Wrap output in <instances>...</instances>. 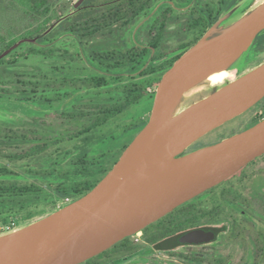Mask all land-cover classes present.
Here are the masks:
<instances>
[{
  "label": "water",
  "instance_id": "obj_1",
  "mask_svg": "<svg viewBox=\"0 0 264 264\" xmlns=\"http://www.w3.org/2000/svg\"><path fill=\"white\" fill-rule=\"evenodd\" d=\"M221 17L162 76L151 116L108 173L85 195L0 235V264H81L143 230L264 155V118L190 152L199 138L264 97V62L172 115L181 94L207 75L232 70L264 31V2L218 31ZM0 54L7 56L23 42ZM196 228L181 243L216 239Z\"/></svg>",
  "mask_w": 264,
  "mask_h": 264
},
{
  "label": "rangeland",
  "instance_id": "obj_2",
  "mask_svg": "<svg viewBox=\"0 0 264 264\" xmlns=\"http://www.w3.org/2000/svg\"><path fill=\"white\" fill-rule=\"evenodd\" d=\"M70 1L78 7L84 0ZM203 2L204 0H186L180 3L181 7H178L177 14L175 13L177 19L168 25L166 37L161 46L163 52L171 53L169 57L180 53L181 43L191 40L192 36H186L182 28L190 8L196 4L201 5ZM263 2L264 0H240L223 14V16L227 15V18L218 31L232 25ZM164 5L165 0H156L153 6L138 17L127 30L120 32L121 36L99 35L90 40V46H85L80 39L68 33H61L48 43L57 50L55 55H18L14 64L0 65V164H8L17 173L14 177L19 180L46 183L52 179L47 173L68 171L80 156L88 155L93 158L102 153L111 155L112 152L128 143L135 132H128L127 127L137 119L150 117L154 104L151 95L156 91L157 85L151 86L148 90L150 94L139 103L110 119L106 124L90 133L73 137V133L91 122L92 115L82 114L72 117L66 113H89L95 111L100 105H111L122 100L124 80L113 78L120 76L122 71L114 73L109 79L110 84L105 88L83 94L75 93L71 96L67 93L72 92L73 88L63 85L62 81L65 78L81 79L98 71L91 56L94 45L113 47L149 42L155 31L152 24L154 25L158 16V9ZM1 6L0 2V12ZM205 33L206 31L201 33L200 38ZM27 48L28 46L22 47L17 54L24 53ZM263 60L264 52H258L250 47L242 55L238 64L243 67L242 74H244ZM135 73L126 74V78ZM238 77L239 75H233L232 79L227 80L232 81ZM213 90L214 87L209 88L204 93L188 99L180 110ZM254 113L253 108L248 109L205 134L188 149L213 144L244 130L252 125L251 115ZM38 143H48L49 146L45 151L28 159L9 162L7 158L1 156L2 152H21ZM36 174L40 175L36 176ZM246 175L247 178L242 183L241 190L252 201V206L245 204L243 209L250 211L253 220L264 226V156L247 168ZM69 203L70 201H60L59 209ZM224 207L230 214L241 216L236 206L225 205ZM217 225L228 227V221L222 218ZM139 236L140 233L137 234V237ZM139 247H141L140 252L119 264H188V262L193 264L191 260H186L189 254L205 259L217 256L229 257L233 264H239L250 261L252 259L250 255L254 250L251 240L237 244L229 242L225 230H221L216 241L208 244L181 245L171 250H163L158 247H149L141 242Z\"/></svg>",
  "mask_w": 264,
  "mask_h": 264
},
{
  "label": "trees",
  "instance_id": "obj_3",
  "mask_svg": "<svg viewBox=\"0 0 264 264\" xmlns=\"http://www.w3.org/2000/svg\"><path fill=\"white\" fill-rule=\"evenodd\" d=\"M0 2L2 5L0 54L21 39H36L34 43L23 42L0 59V65H6L14 64L18 55H55L57 50L48 43L61 33H68L80 39L85 46H90V40L99 35L121 36L120 32L127 30L138 17L147 12L154 0H84L78 7L70 0H0ZM213 21H203L206 26L202 27H209ZM203 22L202 20L195 22L193 27H201ZM153 45L157 47L154 42ZM253 45L258 48L264 47V31L256 37ZM24 46H28L27 50L17 54L18 50ZM190 46L186 45L182 48L188 49ZM150 53V49L137 43L113 47L94 45L91 56L98 71L81 79L65 78L64 84L73 88L72 92L67 93L69 96L105 88L110 84L109 79L114 73L122 71L129 74L138 72V74L129 75L128 78L121 73L120 76L114 75L116 77L113 78L124 80L122 100L111 105H100L95 111L89 113H66L72 117L82 114L92 115L91 122L73 133V137L92 132L139 103L150 94L148 90L151 86L159 84L164 72L181 55L158 64L154 62L157 55L152 57V60H148ZM158 70L161 73L155 75ZM155 96L154 92L151 98L154 100ZM262 117H264V111L260 115V118ZM149 118L137 119L130 123L127 131L135 132V137L147 124ZM7 137L11 138L10 135ZM134 137L111 155L102 153L93 158L83 155L68 171L58 173L50 171L47 174L52 179L46 183L19 180L14 177L17 173L8 164H0V235L57 211L60 201L72 202L85 195L108 173ZM48 146V143H38L21 152H2L1 156L7 158L9 162L24 160L45 151ZM39 175L36 174V176ZM235 193L237 192L231 190V195L235 196ZM247 205L252 206L251 203ZM224 214L225 209L222 204L214 202L209 205L201 201L198 196L146 227L144 240L148 244H156L159 249L171 250L184 245L179 241V236L183 232L196 227L212 228L214 224L219 223ZM212 229H215L217 233L225 230L227 240L234 244L252 241L254 245L250 255L252 259L239 264L264 263V226L257 224L249 215L234 216L229 220L228 227L224 225L221 228L213 227ZM140 251L141 247L134 245L130 237H127L81 264H119ZM186 260H191L193 264H233L229 257L220 256L205 259L189 254ZM188 264L192 263L188 262Z\"/></svg>",
  "mask_w": 264,
  "mask_h": 264
},
{
  "label": "flooded vegetation",
  "instance_id": "obj_4",
  "mask_svg": "<svg viewBox=\"0 0 264 264\" xmlns=\"http://www.w3.org/2000/svg\"><path fill=\"white\" fill-rule=\"evenodd\" d=\"M155 1L156 0H154V2ZM184 1H186V0H165V5L159 7L158 16H156V19L154 21L155 22L154 25L152 24V26L155 28L153 36L151 37V39L147 43H141V42L138 43V45H140L142 47H147L148 49L151 50V53L148 57L149 61L152 60V57H154L155 55H157V58L154 59V62L158 63V64L162 63L164 61H170V60L174 59L179 54L182 55L186 50H188L192 45H194L200 39L201 33L207 31L214 23H216L223 16V14L226 12L227 9L234 7L240 0H204L203 4H201V5L196 4L193 7H191L190 12L187 15V19L185 21V24H184V27L182 28V30L184 29L183 31L185 32L186 36H188V37L192 36V38L188 42H184V43L180 44V46H179V48L181 50L180 53L174 55L173 57H169V54H171V53H165L161 50L162 42L166 37V29H167L168 25L171 23H174L173 21H175L177 19V15H176L177 9H178V7H181L180 3H183ZM83 2L80 5H82ZM201 20H202V22L203 21L208 22L210 20H214V21H213V24L207 28L202 27L205 25V22H203L204 24H201V27L194 28L193 23L199 22ZM194 41H196V42L193 43ZM153 42L157 44V47H155L153 45ZM186 45H191V46L188 47V49L182 48L183 46H186ZM251 48L256 49L258 52H264V47L258 48L256 45H253V46H251ZM263 62H264V60L261 61L256 66L260 65ZM242 71H243V67H241L239 64H237V66L232 69V74L240 76L242 74ZM160 73H161V71L158 70L155 75H159ZM121 74H125V76H126V74H129V73L122 72ZM137 74H138V72L135 74H132V76H136ZM78 79H80V78H78ZM64 81L65 80L62 81L63 85H65ZM158 85L156 86V91H157ZM156 91H155V93H156ZM252 108L255 111V113L253 115H251L252 125H254L258 121H260L262 118H264V117L260 118V115H262L263 111H264L263 110V108H264V97L259 102H257L254 106H252L251 109ZM62 114H64V113H62ZM247 128L248 127L244 128V130ZM201 147H203V146H201ZM197 148H200V147H197ZM192 150H195V149H192ZM192 150L188 149L186 152H190ZM263 156L264 155L254 159L253 161L255 162L257 159H259ZM250 163H252V161ZM250 163H248L246 166L241 168L238 172H236L235 174H233L232 176H230L229 178H227L226 180H224L220 184H218V185L202 192L200 195H198L200 197L201 201H203L204 203L209 204V205L210 204L212 205L214 202H218V203L222 204L223 207L225 205H231L234 207L236 206L238 208V210H240L241 216L249 215L253 219L252 215L250 214V211L247 212V210L243 209V206L245 204L246 205H247V203L252 204V201L248 197H246L241 190V185L244 182V180L247 178L246 170L251 165ZM231 190L232 191L234 190L237 192V193H235V196L231 195ZM198 196H196V197H198ZM224 209H225V207H224ZM234 216L237 217V215L230 214L225 209V214L223 215L222 218H224L226 221L229 222V220H231ZM159 220H157V221H159ZM213 227L221 228L222 226H218L217 224H214L212 226V228ZM196 228L212 229L211 227L210 228L209 227H196ZM196 228H192V229H196ZM144 229L133 234L132 236H129L130 240L133 242L134 245H137V246H139V244L142 242V243H145L149 247L155 248L156 244H148L147 242H145L144 236L146 234V231ZM192 229H189L187 231H190ZM213 230L216 232L217 235H216V239L213 240L212 242L216 241L217 238L219 237V234L221 233V231L219 233H217V231L215 229H213ZM187 231L183 232L182 234L186 233ZM139 233H140V236L137 237V234H139ZM167 236L169 237L170 235H167ZM208 243H211V242L201 243V244H208ZM182 244H184V245H201V244H187V243H182Z\"/></svg>",
  "mask_w": 264,
  "mask_h": 264
},
{
  "label": "bare ground",
  "instance_id": "obj_5",
  "mask_svg": "<svg viewBox=\"0 0 264 264\" xmlns=\"http://www.w3.org/2000/svg\"><path fill=\"white\" fill-rule=\"evenodd\" d=\"M232 77V71L227 69L215 71L207 75L197 83L190 86L181 94L175 108L173 109L172 115H176L180 111L183 103L188 99L192 98L193 96H197L199 94L204 93L209 88L221 86L226 82L227 79H232Z\"/></svg>",
  "mask_w": 264,
  "mask_h": 264
}]
</instances>
